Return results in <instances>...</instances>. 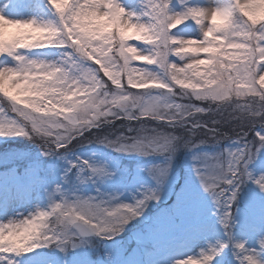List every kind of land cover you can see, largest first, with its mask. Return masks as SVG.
Returning a JSON list of instances; mask_svg holds the SVG:
<instances>
[{
    "label": "clouds",
    "instance_id": "obj_1",
    "mask_svg": "<svg viewBox=\"0 0 264 264\" xmlns=\"http://www.w3.org/2000/svg\"><path fill=\"white\" fill-rule=\"evenodd\" d=\"M117 3L121 10L120 23L127 20L138 25L137 30L126 38L119 36L118 25L105 31L107 23L102 25L91 15L92 11H96L97 15L107 12V20L114 19L111 13L115 9L98 6L95 0H44L48 13L46 17L12 18L15 28L0 19V54L6 53L0 55L5 61L2 66L23 73L11 76L0 70V108L11 111L13 104L9 100L14 99L17 111L32 116L47 108L53 100L65 103L71 98L66 95L71 87L67 82L77 79V75L62 70L61 53H71L72 58L81 63L86 59L85 53L95 54L101 61L98 71H102L116 84L115 89L109 86V90L121 95V102L117 105L119 110L137 117L147 114L153 119L165 116L172 118L175 112L170 111L167 103L169 100L175 96H197L205 110L216 114L222 129L231 125L230 131H234L238 126L236 122L245 124L252 133L249 143L262 142L257 141L255 132L257 127L260 132H264V88L253 85L243 75L246 65L241 58L245 56L246 45H255L257 34L260 39H264V0H203V3L188 0L187 7L198 10L191 15L179 6L177 0L175 5L173 0H160V6L168 9L167 15L178 20L175 22L167 19L163 26L142 14L149 11L144 7L145 0H138L136 8H126L120 0ZM213 16L216 17L215 23ZM182 25L185 26L183 29ZM193 32L195 35L188 34ZM205 47L217 49L211 65L199 63L200 50ZM43 49L61 51L55 59H48L39 52L33 53V50ZM133 88L153 90L162 99L145 112L142 94L132 91ZM9 93L11 97L6 99ZM100 100L99 94L92 97L88 105L77 108L75 117L80 120L89 119L90 111ZM137 109L140 111H135ZM19 124L25 131H21L9 120L0 119V137H20L37 145L44 155L48 142L45 133L52 131L49 124L67 126L64 120L50 118L40 124L43 131L36 133L29 128L28 120L19 119ZM248 134L245 133L246 136ZM185 135L184 131H177L175 141L166 149L172 152L173 157L181 149H186ZM101 138L93 136L87 143L100 144ZM198 139L207 144L205 137L199 136ZM38 140L43 143H37ZM225 140H230V134L222 130V137L216 145ZM225 148L235 146L219 148L214 153H221ZM257 159L258 154L246 161V169L241 167L235 198L229 209V226L226 230L222 227L227 236L220 241L232 245L238 254V264H264V232L257 233L252 243L247 238L235 239L233 236V228L237 224L236 208L233 205L239 199L240 186L251 181L264 194L260 184L245 176V171L250 173L249 163ZM217 160L222 161V154L217 156ZM113 175L105 169V174L97 175L95 181L100 183L110 180ZM167 176L160 177L161 185ZM85 177L75 175V180L80 181ZM260 177H264V172L253 176L254 179ZM57 186L53 185L50 189L49 197L52 199H49L46 208L36 207L26 215L0 220V253L7 257L10 264H20L17 257L22 258L37 248L51 247L66 255L69 250L85 244L91 247V240L81 238H101V235L97 233L96 227L88 225L85 218H103L104 222L113 219L106 216L98 204L91 202V196H72L68 191L59 195L56 193ZM119 203L129 204L124 201ZM55 204H60V207L55 208ZM215 208L217 210L216 205ZM81 233L87 235L81 236ZM50 235L58 237L59 242L50 240ZM236 244L240 247L235 248ZM213 245L219 248L216 242ZM207 252L208 247L183 259L187 264H193V261L195 264H211L201 255ZM177 261L173 264H177Z\"/></svg>",
    "mask_w": 264,
    "mask_h": 264
},
{
    "label": "snow or ice",
    "instance_id": "obj_2",
    "mask_svg": "<svg viewBox=\"0 0 264 264\" xmlns=\"http://www.w3.org/2000/svg\"><path fill=\"white\" fill-rule=\"evenodd\" d=\"M95 2L98 6L103 5L109 9H115L111 13L114 16V19L111 21L107 20L109 15L107 12L99 13V15H97L96 11H92L91 13L100 24L107 23L105 31H110L113 25H118L117 31L119 36L126 38L137 30V24L130 23L127 20L123 24L120 23L121 10L117 0H95ZM177 3L189 15L198 12L197 9L187 7L188 0H177ZM144 7L149 11H145L142 14L149 16L161 26H163L167 19H173L175 22H178L174 16L167 15L168 9L160 6V0H145ZM0 19L5 24H11L12 28L16 27L15 24H12L11 19L3 14H0ZM137 19L139 20V18ZM212 20L215 23L216 17L213 16ZM25 26L28 27L30 25ZM245 48V56L241 58L243 64L246 65L243 75L253 85L264 88V39H260L259 34H257L255 45L248 44ZM200 51L204 58L200 57L199 63L211 65L213 63L212 57L217 54V49L205 47ZM85 57V61L81 63L72 58L71 53H61L62 70L77 75V79L67 82L71 87L68 88L66 95L71 98L65 103H57L53 100L47 105V108L35 112L32 116H28L25 112L17 111L14 99H10L9 102L13 104L11 111L15 113L16 118L10 117L7 111L0 108V119L9 120L14 126L19 127L21 131H25V129L19 124V119H26L29 121L31 130L36 133L43 131L40 124L50 118L64 120L67 126L49 124L52 131L45 133L48 136L47 146L44 148L45 155H65L71 153L77 145L83 144L86 140L88 141L91 137L96 136L102 137L99 139L101 145L115 152L144 156L151 154L166 157L163 165H155L146 170L155 182V187L144 188L139 192L138 197H133L131 204L119 203L115 195L108 196L106 199L103 196L89 198L92 203L99 205L106 216L113 219L110 222H104L103 218H92L91 220L85 218V220H87L89 226L96 227L97 233L101 235L102 239L110 240L124 231L125 226L143 212L148 202L159 199L160 177L168 174L173 158L172 152L166 151V149L175 141L178 130L184 131L186 134L184 138L185 148L194 150L198 145L205 144L198 139L199 136L205 137L207 143L218 144L222 137V130L225 131V127L222 129V125L218 121L216 114L205 110L202 106L203 102L197 96H175L169 100L167 103L170 111L175 112L172 118L165 116L153 119L147 114L138 117L127 114L117 108V105L121 102V95L113 90H109V86H111V89H115L116 84L102 71H98L101 67L100 58L95 54L88 55L87 53H85ZM0 70L11 76L23 75V73H19L15 69L4 68L2 64H0ZM119 83L124 82L120 81ZM20 86L22 85H17V87ZM133 89L137 90L134 92L142 94L141 101L145 112L149 111L152 105L159 103L162 99L153 90L147 88ZM98 94L101 96V100L90 111L89 119H77L75 117L77 108L88 105L89 100ZM10 97L11 93L8 94L6 99ZM28 111L32 110L29 109ZM135 111L140 110L137 109ZM117 121L120 123L117 124ZM236 123L238 126L236 130L231 131L232 135H230L229 140L234 142L235 148H225L221 150V153L212 154L194 151L191 157L192 173L195 174L196 180L203 191L211 197L212 202L217 206L219 224L225 230L229 226V209L231 201L235 198V188L240 177L241 167L244 166L246 169V161H249L252 156L264 150V132H255L257 141H262L261 143L250 144L245 133L251 132V129L245 124ZM149 124L153 126L149 127ZM227 128L230 130L231 125H227ZM233 136H237L239 139H233ZM221 154L222 161H218L217 156ZM69 164V170L75 168L77 176H79L80 172L88 173L85 178L80 180L81 183L85 180L94 181L97 175L105 174V168L95 166L88 160L77 158L74 164L72 161H69ZM245 176L249 180L260 184L261 188H264V183H261V181H264V177L254 179L252 174L247 171H245ZM56 193L63 195V191L59 185L57 186ZM192 198L193 193L189 189L187 199L191 200ZM49 199H52V197L50 196ZM54 207L59 208L60 204H55ZM85 235L87 234L81 233V236ZM225 235L227 236L226 231ZM49 239L59 242V238L54 235H50ZM216 244L219 245V248L210 244L208 252L201 253L205 260L213 261L226 247L232 246L220 240H217ZM234 247L239 248L240 245L236 244ZM233 255L238 259L236 252ZM0 264H10L7 261V257L2 253H0ZM177 264H187V261L182 258L177 261ZM193 264H195V261H193Z\"/></svg>",
    "mask_w": 264,
    "mask_h": 264
},
{
    "label": "rangeland",
    "instance_id": "obj_3",
    "mask_svg": "<svg viewBox=\"0 0 264 264\" xmlns=\"http://www.w3.org/2000/svg\"><path fill=\"white\" fill-rule=\"evenodd\" d=\"M2 1L12 2L6 10L0 11V14L10 19L46 17L48 15L47 10L44 8V0H1V2ZM120 2L126 8H136L137 6L135 0H120ZM194 2L203 3V0H194ZM41 5L42 7H40ZM184 27V25L181 26L182 29ZM188 34L195 35L194 32ZM44 55L46 58L52 59L49 55ZM201 58H204L203 54H201ZM4 62L5 61L2 60L0 64ZM137 66L141 65L137 64ZM5 138L10 139L13 137H0V140ZM86 145L87 143L84 144L79 151H76L75 157L67 154L50 158L48 155L37 153L35 150L39 148L36 147L34 150L26 149L25 152L19 154V157L12 159L13 152L11 149L2 151L0 157L4 163H7V166H9L8 168L16 164L14 162L17 161L21 162V164H24L26 167H31L32 170L29 169V175L24 174L18 176V173H10L8 171L0 177V209H4L3 212L0 210V220H4L9 216L26 215L28 211L36 207L46 208L47 204L50 202L49 191L53 185H60L62 191H68L72 196H92L91 185L96 183L95 180L94 183L88 180L81 183L74 178L75 183L70 188L65 184H61L63 177L67 173L69 175L73 171L74 174L77 175L76 169L73 170V168H71V170H69V161H72L74 164L76 158L85 160L79 158L78 153L84 151ZM86 160L100 167L92 158ZM263 161L264 150L258 153V159L256 161L249 163V171L254 177L264 172V164H261ZM258 162L259 164L257 165ZM87 175V172L79 173V176L82 177ZM100 183L103 185L113 184L114 187V183L119 186L122 185V181L115 176V174L110 180ZM192 183H196V185H198L197 188L202 190V196L197 198L193 195L191 200H188L186 195L189 188L187 190L183 189L184 193L182 194V190L180 189L179 192V190L173 188V185H160V200L166 201L172 194L175 197L172 204L173 206L174 204L177 206L173 210V214L174 220L178 221V226L173 237L170 238L165 245H161L159 252L150 259L142 261V259L138 257V253L141 251L138 245V241L140 240L139 232L132 231L128 234V230L132 223L143 220L136 217L125 226L124 231L118 236H115V241L113 239L105 240L99 238L100 243L97 244L95 250L92 252H89V246L87 244L69 250L66 255L62 254L58 249H53L51 247L37 248L35 250L38 251V253L42 251L44 253L43 256L38 257L36 262L30 260L23 264H87L86 260L91 262V264H111L113 258L115 259L113 264H173L174 261L189 255L197 254L200 250L215 243L211 235V230L213 225H219V223L216 222L218 221V216L216 214L217 210L215 205L207 206L208 198L206 193L200 187L196 179H194ZM240 189L239 204L233 206L236 209H240L242 205H244L245 209L244 212L242 211L243 209L236 210L237 224L233 228V236L235 239L247 238L249 243H252L257 233L264 232V194H262L251 181L241 185ZM97 193L100 194L102 192ZM124 193L125 192L120 187L115 188L113 195H115L119 201H124L129 204L133 202L134 196L138 197V194H134L131 197L124 196ZM179 193L182 194L183 200L178 198L177 195ZM243 195L244 198L242 197ZM104 198L106 199V197ZM158 203L159 202L154 201L149 205H157ZM245 210H247V212H245ZM202 211H204V215L201 216ZM147 217L148 219L150 218L149 216ZM147 217L145 218L147 219ZM157 220L160 221V218H157ZM160 223H162V221H160ZM81 239L89 240L84 238ZM213 261H211V264ZM229 261L238 264V260L234 256H232Z\"/></svg>",
    "mask_w": 264,
    "mask_h": 264
}]
</instances>
